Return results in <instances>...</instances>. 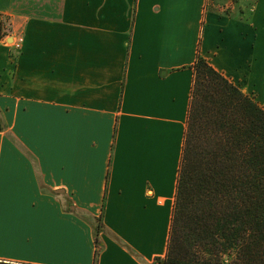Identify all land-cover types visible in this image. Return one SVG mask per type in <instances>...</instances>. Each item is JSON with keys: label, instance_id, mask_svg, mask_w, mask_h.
I'll return each instance as SVG.
<instances>
[{"label": "crops", "instance_id": "crops-1", "mask_svg": "<svg viewBox=\"0 0 264 264\" xmlns=\"http://www.w3.org/2000/svg\"><path fill=\"white\" fill-rule=\"evenodd\" d=\"M198 53L264 108V0H0V264H159Z\"/></svg>", "mask_w": 264, "mask_h": 264}, {"label": "trees", "instance_id": "trees-1", "mask_svg": "<svg viewBox=\"0 0 264 264\" xmlns=\"http://www.w3.org/2000/svg\"><path fill=\"white\" fill-rule=\"evenodd\" d=\"M190 67L167 250L157 261L264 264V108L200 53ZM102 229L100 216L94 264Z\"/></svg>", "mask_w": 264, "mask_h": 264}, {"label": "built area", "instance_id": "built-area-1", "mask_svg": "<svg viewBox=\"0 0 264 264\" xmlns=\"http://www.w3.org/2000/svg\"><path fill=\"white\" fill-rule=\"evenodd\" d=\"M22 41H23V36L18 35V36L16 37L15 41H14V46H15L16 48H20L21 45H22Z\"/></svg>", "mask_w": 264, "mask_h": 264}, {"label": "rangeland", "instance_id": "rangeland-1", "mask_svg": "<svg viewBox=\"0 0 264 264\" xmlns=\"http://www.w3.org/2000/svg\"><path fill=\"white\" fill-rule=\"evenodd\" d=\"M214 1V0H213ZM210 2V4H211V2H212V0H208V3ZM229 4H230V2H229ZM229 7V6H228ZM225 10H228V8H226ZM10 42H11V40H10Z\"/></svg>", "mask_w": 264, "mask_h": 264}]
</instances>
